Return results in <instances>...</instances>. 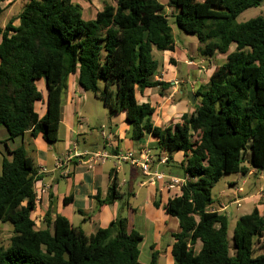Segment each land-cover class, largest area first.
I'll return each instance as SVG.
<instances>
[{
  "label": "trees",
  "instance_id": "1",
  "mask_svg": "<svg viewBox=\"0 0 264 264\" xmlns=\"http://www.w3.org/2000/svg\"><path fill=\"white\" fill-rule=\"evenodd\" d=\"M261 1L166 0L164 6L157 0H116L84 20L73 0H28L0 27V127L8 135L0 141V222L12 226L8 245L0 246V264H142V235L120 213L89 236L61 215L51 219L47 212L44 228L31 218L35 166L23 143L9 149L7 142L26 132L32 138L40 134L48 145L57 142L61 96L71 75L79 89L102 101L109 116L125 112L132 139L148 134L160 150L182 152L179 168L188 181L165 206L179 225L172 235L174 264H264V217L257 208L236 222L232 254L228 218L210 209L211 189L223 175L264 170V18L234 23ZM165 7L178 29L196 36L200 56L226 57L193 94L199 97L194 111L160 128L151 120L155 108L139 104L136 93L157 88L162 96L170 88L153 79L158 68L153 49L175 47ZM39 79L47 90L41 118L34 110L41 100ZM129 196L119 193L117 178L110 175L107 196L94 198L100 205L122 200L127 205ZM157 259L152 252L147 264H158Z\"/></svg>",
  "mask_w": 264,
  "mask_h": 264
},
{
  "label": "crops",
  "instance_id": "2",
  "mask_svg": "<svg viewBox=\"0 0 264 264\" xmlns=\"http://www.w3.org/2000/svg\"><path fill=\"white\" fill-rule=\"evenodd\" d=\"M27 1L2 0L0 2L2 13L5 10L9 13L6 21L16 17L21 11L17 10L18 12L11 14L19 3L22 9ZM79 1L86 3L83 6L84 9L81 7L82 13L85 11L86 14L85 19L82 15L84 20L93 19L95 13L102 10L105 3L115 5V3L104 2L101 7H98L94 0H73L77 4L80 3ZM12 25L16 27L18 21L15 20ZM193 57L187 49L179 50L176 46L173 51H166L164 60L160 67L158 64L153 79L168 83L170 88L165 90L162 96L157 88L137 91L136 100L139 104L149 103L155 108L151 117L155 126L165 128L178 122L183 114L190 115L194 111V106L199 104V97L193 95L195 104L192 105L185 94L187 91L194 94L199 87L205 86L215 68L224 63L226 56L221 54L212 57L201 56L197 64ZM35 86L41 94V100L34 104V110L41 118L46 112L47 90L43 79L35 81ZM87 94L88 92L79 89L76 75L68 77L67 89L61 96L58 143L48 145L40 134L32 138L30 132H26L22 138L7 142L9 149L23 143L27 155L32 158L35 166L33 192L36 203L31 218L38 228H44L42 218L47 212L51 219L56 214L61 215L72 226L80 228L89 236L98 229L107 227L120 213L123 216L126 215L124 217L127 218L129 227L142 235V241L139 244V261L142 264L149 263L152 252L158 254V264L162 262L174 264L171 256V246L174 242L172 235L179 232V225L175 217L166 213L165 206L168 200L180 195L181 192L178 189H169L161 181L149 182V178L141 172L137 164L122 162L116 167L112 158H108L103 163H87L83 157L72 158L66 166H63L69 172L68 177H63L61 171L55 168L56 159L68 153L100 150L113 154L129 151L137 157L139 151L147 148L153 156V163L149 166L150 171H158L170 177H184L182 172L180 176L164 172L165 168L180 169L179 164L183 160L182 152L168 154L160 150L158 140L148 134L140 139H132L130 126L125 121V112L109 116L107 108L95 96L92 97L93 100H99L103 104L99 107L100 109L95 105L98 116L95 124L98 125V137L101 144L80 145L78 138L86 135L85 128L90 122L89 113L84 107L89 98ZM176 106H182L184 112L175 111ZM102 131L105 137L102 136ZM7 139L5 129L0 127V141ZM3 157L4 155L0 152V174ZM6 158L10 159L9 156ZM168 158L170 161H167ZM161 159L166 161L161 163ZM252 173L253 169H250L247 175ZM110 175L116 176L119 193L131 195L127 198L128 204L125 208L120 207L119 201L100 205L94 198L98 196L100 200H103L107 196ZM121 202L125 204V200ZM210 209H214L213 204ZM141 248L147 255L143 262L140 260Z\"/></svg>",
  "mask_w": 264,
  "mask_h": 264
},
{
  "label": "rangeland",
  "instance_id": "3",
  "mask_svg": "<svg viewBox=\"0 0 264 264\" xmlns=\"http://www.w3.org/2000/svg\"><path fill=\"white\" fill-rule=\"evenodd\" d=\"M77 1V0H74ZM95 3L98 5V7H101V5L104 2H110L115 3V0H94ZM160 4H163L165 6L166 0H157ZM78 3L83 9L84 5L86 4L85 1H79ZM92 4V3H91ZM94 5V2H93ZM21 10V3L17 5L13 11H11V14L13 12H18ZM164 13L168 16L169 25L171 27L173 40L175 43V46L177 49H187L190 54H192L194 57V61L196 64L200 60V55L198 53L197 47H198V40L194 34H187L181 31L177 28V26L174 24L173 19L170 17L171 10L166 8L164 9ZM83 18L85 19V11L82 13ZM9 16V13L7 10H5L2 15L0 16V27H4L7 23V17ZM256 17H263L264 18V0L260 2L258 6L249 8L238 14L235 19V24H241L244 23L250 19L256 18ZM235 49V45L232 44L230 46V52H232ZM153 58L158 62L159 67L160 64L164 60L165 52L156 50L155 48L152 51ZM41 80V79H39ZM189 91L185 94V97H188ZM89 97L88 101L85 103V110L89 113L90 122H88V125L86 126V135L79 136V144L83 145V143L87 144H101V141L98 137V125L95 124L96 122V109L95 105H97L98 109L99 107H102L101 102L99 100H93V95L88 92L87 94ZM182 106H176L175 111L181 112ZM181 110V111H180ZM184 112V111H182ZM97 126V127H96ZM58 143L55 142L54 144ZM244 165H248V159L244 160ZM164 172H169L174 175L180 176L182 171L180 169H169L165 168ZM121 176H119V180ZM236 190H240L239 192H236ZM211 198L213 201L214 209H219V213L226 215L228 218V232H227V240L229 243V250L230 253H233V242H232V232L236 225V222L238 221L239 217L242 215L249 214L253 207L257 208L259 214L264 217V170H254L253 173L250 175H243V174H226L223 175L217 183L213 186L211 189ZM236 201H239L240 206L237 207ZM120 207L125 208V204L121 201L118 202ZM221 207H225L224 210H220ZM121 215V214H120ZM122 217L126 215H121ZM11 230L12 226L10 223H2L0 222V246H7L9 238L11 236ZM141 258L140 260L143 262L145 261V255L143 252V248H141ZM200 249V245H197L196 252ZM163 264V262L161 263Z\"/></svg>",
  "mask_w": 264,
  "mask_h": 264
},
{
  "label": "built area",
  "instance_id": "4",
  "mask_svg": "<svg viewBox=\"0 0 264 264\" xmlns=\"http://www.w3.org/2000/svg\"><path fill=\"white\" fill-rule=\"evenodd\" d=\"M102 136L105 137L104 132H101ZM84 158V161L87 163H94V162H105L108 158H112L114 160V165L117 167L122 162H130L133 164H137L140 167L141 172L149 178V182L161 181L164 182L169 189H178L181 192V187L188 181V177L184 176L183 178H176L166 176L161 172L158 171H150V164L153 163V156L151 151L147 148L142 149L139 151L138 156L136 157L132 152H125V153H113L109 154L105 151H87L84 153H68L64 157L57 158L55 161V168L61 171L63 177H68L69 172L63 168V166L67 165L69 161L73 158ZM166 159H161L160 162L164 163ZM240 190H236L239 192ZM237 207L240 206L239 201H236ZM225 207H221L220 210H224ZM219 210V209H218ZM211 211L220 212L214 209Z\"/></svg>",
  "mask_w": 264,
  "mask_h": 264
},
{
  "label": "water",
  "instance_id": "5",
  "mask_svg": "<svg viewBox=\"0 0 264 264\" xmlns=\"http://www.w3.org/2000/svg\"><path fill=\"white\" fill-rule=\"evenodd\" d=\"M188 98H189V100H190V103H191L192 105H194V104H195V97L193 96V94L189 93V94H188Z\"/></svg>",
  "mask_w": 264,
  "mask_h": 264
}]
</instances>
